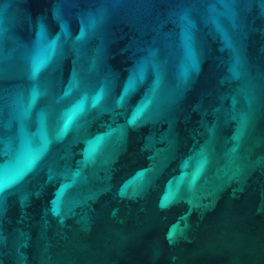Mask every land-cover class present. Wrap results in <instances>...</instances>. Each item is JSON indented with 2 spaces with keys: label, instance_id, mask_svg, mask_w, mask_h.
Returning a JSON list of instances; mask_svg holds the SVG:
<instances>
[{
  "label": "water",
  "instance_id": "obj_1",
  "mask_svg": "<svg viewBox=\"0 0 264 264\" xmlns=\"http://www.w3.org/2000/svg\"><path fill=\"white\" fill-rule=\"evenodd\" d=\"M0 264H264V0H0Z\"/></svg>",
  "mask_w": 264,
  "mask_h": 264
}]
</instances>
